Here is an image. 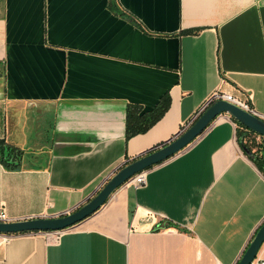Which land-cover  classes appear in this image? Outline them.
Returning a JSON list of instances; mask_svg holds the SVG:
<instances>
[{
    "label": "crops",
    "instance_id": "1",
    "mask_svg": "<svg viewBox=\"0 0 264 264\" xmlns=\"http://www.w3.org/2000/svg\"><path fill=\"white\" fill-rule=\"evenodd\" d=\"M214 92L264 121V0H0V141L20 152L0 163L6 221L72 212ZM126 106L165 110L125 141ZM236 128L218 115L143 187L63 231L10 235L0 264H236L264 222V175Z\"/></svg>",
    "mask_w": 264,
    "mask_h": 264
},
{
    "label": "water",
    "instance_id": "2",
    "mask_svg": "<svg viewBox=\"0 0 264 264\" xmlns=\"http://www.w3.org/2000/svg\"><path fill=\"white\" fill-rule=\"evenodd\" d=\"M220 114H227L243 128L264 139L263 120L235 105L218 100L207 106L177 138L161 148L121 167L103 184L92 198L72 212L55 218H29L0 222V234L16 235L36 232H60L82 222L100 209L110 195L133 175L166 161L187 147ZM243 152L247 156H251L248 149L243 148ZM263 242L264 222L256 230L236 264H251Z\"/></svg>",
    "mask_w": 264,
    "mask_h": 264
},
{
    "label": "trees",
    "instance_id": "3",
    "mask_svg": "<svg viewBox=\"0 0 264 264\" xmlns=\"http://www.w3.org/2000/svg\"><path fill=\"white\" fill-rule=\"evenodd\" d=\"M164 110L165 108H161L159 110V114L147 116L148 114L149 115L152 114L154 112V109L149 112H139L138 113L139 110H137L133 106H126L125 127H124L125 141H127L132 136L144 133L161 116ZM230 119L237 126L236 135H237L238 142H239V145L242 151H243V148L249 150V152L251 153V156L250 157L248 156V157L255 164L258 170L264 175V163H263L264 146L261 148H257L256 151L254 152H251L252 142L249 141L250 140L249 137L250 136L255 137L256 135L246 130L245 128H243L241 125L236 123L232 118ZM261 139L264 142V139L263 138ZM19 161H20V152L18 150H14V149L4 146L2 141H0V163L2 164V166L6 169H13L18 166Z\"/></svg>",
    "mask_w": 264,
    "mask_h": 264
},
{
    "label": "built area",
    "instance_id": "4",
    "mask_svg": "<svg viewBox=\"0 0 264 264\" xmlns=\"http://www.w3.org/2000/svg\"><path fill=\"white\" fill-rule=\"evenodd\" d=\"M218 100L224 101L226 103L235 105L239 107L240 109L252 114V111L248 108L246 104L240 103L236 101L234 98H232L229 95L221 94L218 92H214L212 96L210 97L208 101V106L212 104L213 102H216ZM146 170H143L135 175H133L130 179H128L122 186L131 188V189H138L145 185V179H146ZM6 216L2 209H0V222H5ZM10 235H4L0 234V248L8 241Z\"/></svg>",
    "mask_w": 264,
    "mask_h": 264
}]
</instances>
